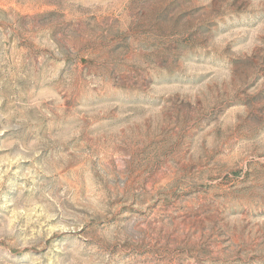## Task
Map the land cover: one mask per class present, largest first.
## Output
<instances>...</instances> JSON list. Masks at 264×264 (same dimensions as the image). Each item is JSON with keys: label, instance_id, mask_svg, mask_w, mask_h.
Masks as SVG:
<instances>
[{"label": "rangeland", "instance_id": "1", "mask_svg": "<svg viewBox=\"0 0 264 264\" xmlns=\"http://www.w3.org/2000/svg\"><path fill=\"white\" fill-rule=\"evenodd\" d=\"M0 264H264V0H0Z\"/></svg>", "mask_w": 264, "mask_h": 264}]
</instances>
